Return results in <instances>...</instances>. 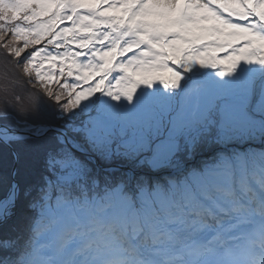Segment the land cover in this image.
Here are the masks:
<instances>
[{
  "label": "snow or ice",
  "instance_id": "obj_1",
  "mask_svg": "<svg viewBox=\"0 0 264 264\" xmlns=\"http://www.w3.org/2000/svg\"><path fill=\"white\" fill-rule=\"evenodd\" d=\"M73 2L98 9L109 0ZM102 15L118 17L138 41L96 51L62 31L72 19L68 0H0V50L34 90L65 106L105 90L131 97L139 85L154 81L175 87L181 69L193 64L220 67L221 75L241 62L264 65V0H119ZM244 194L245 203H239L230 187L209 178L195 187L144 194L138 204L113 196L58 203L43 210L18 255L0 254V264H48L51 233L38 235L37 229L91 216L122 221L124 247L131 252L117 253L116 260L131 255L135 264H201L208 253L199 247L200 233L211 227V218L220 225L216 236L227 237L235 249L229 264H264V235L247 226L264 215V189L244 188ZM225 219L234 222L224 227Z\"/></svg>",
  "mask_w": 264,
  "mask_h": 264
},
{
  "label": "rangeland",
  "instance_id": "obj_2",
  "mask_svg": "<svg viewBox=\"0 0 264 264\" xmlns=\"http://www.w3.org/2000/svg\"><path fill=\"white\" fill-rule=\"evenodd\" d=\"M103 13V12H102ZM96 13H90L88 14L90 21H88L87 26L89 29H92L93 26L98 27L93 28L92 32L89 31L87 35H82L80 42H83L88 37H92L95 39L94 36L99 35V30L102 31L104 26H99L98 21L104 19L100 17V15H95ZM94 16L98 18V21L95 20ZM116 27L118 28V22H115ZM120 32V30L118 29ZM112 30L111 28H108V31L105 35L102 34L101 41L102 45H97L96 43H91L88 47H92L95 50L96 49H108L110 50L113 47L117 46V40L118 42H121L122 37L111 34ZM94 35V36H93ZM130 41V39H128ZM136 40L135 42H137ZM126 42V41H125ZM134 42V43H135ZM124 44V43H123ZM127 44V42H126ZM104 45V46H103ZM132 44L126 45V47L130 46ZM124 46V45H123ZM118 47V46H117ZM191 69L194 70H201L207 74H210L212 71L207 69V66H201L200 64H193L191 66ZM213 74L214 71H213ZM209 76L204 78L203 83L199 85L196 89L195 87L187 88L186 91L183 87V99L186 100L188 103V109H193V115L196 116V114L201 113V111L204 109V107L207 105V102L210 99V92L208 91L212 84L208 82ZM207 81V82H206ZM114 83V82H113ZM0 84H9L10 86H21L24 89H27L32 97V103L27 105V101L23 96L21 95H14L11 92H8L6 96H3V99L0 104V122L4 123L5 125L17 128L21 125H33V124H43V125H55V112H56V105L55 103L47 98L46 94L38 93L36 90L32 88V83L29 82V80L26 77H23V75L20 73V70L17 67V64L14 60L9 59L2 50H0ZM190 86V84L186 85ZM1 87V86H0ZM1 90H4L3 87H1ZM136 90H139L142 92H147V85L141 84L137 87ZM106 91V90H105ZM105 91H100L99 94L101 95V111L104 114L111 113L113 116H117L118 112H124L126 115L129 114L133 118L139 117V111L144 109V104L142 103H136L134 98L131 96H127L126 94L120 93L117 94L115 90L112 91V94L105 96ZM249 93H250V85L243 83L242 80H234L233 83L229 85H225V90L222 93V111L227 114V119L224 120V125L228 124L230 120L233 118V116L230 114L231 109L235 106V104L244 105L249 102ZM95 94V93H94ZM212 95V94H211ZM202 98L204 100H202ZM19 100V105H26L30 110L29 116H22L17 115L13 109L9 107V104L11 100ZM14 104V103H12ZM80 105V103H77ZM196 104H197V111H196ZM85 109H88L89 106L85 104L83 106ZM260 110L264 111V87H263V101L259 105ZM241 110V108H239ZM243 113L244 111L241 110ZM242 112H238L240 118L243 120V123H247L248 120H251L250 117H248L245 113L242 114ZM189 114H191L189 112ZM122 125L126 124V121H122ZM184 116H181V122H183ZM111 119H105L102 116V119L99 118V124L104 127V129H107L112 125ZM178 124V114L174 117V123H173V130L174 124ZM252 125H255L252 123ZM54 135L50 134L47 136L48 140H51ZM104 143V142H103ZM59 146L62 148L59 150ZM16 148L18 149L20 153V161L28 164L31 160L30 156L31 154L34 156H38L40 150H49L51 154L58 158H64L68 159V164H75L73 170L79 172V173H90L91 170L87 168L85 163L82 161L77 162L75 159L77 156L73 154V152L68 149H66L62 145H48L47 143H44V141H29V142H18L16 145ZM72 157V158H70ZM14 158L12 154L2 145H0V173L3 174L5 169H3V165L5 164H13Z\"/></svg>",
  "mask_w": 264,
  "mask_h": 264
},
{
  "label": "clouds",
  "instance_id": "obj_3",
  "mask_svg": "<svg viewBox=\"0 0 264 264\" xmlns=\"http://www.w3.org/2000/svg\"><path fill=\"white\" fill-rule=\"evenodd\" d=\"M241 184L247 188L245 179ZM259 185L264 189V180ZM247 226L253 235H264V215L251 218ZM43 232L51 233L48 264H135L131 255L114 259L117 253L131 252L124 247L122 221L115 217L91 216L78 223L53 220L37 229L38 235ZM199 247L208 253L201 264H229L235 251L223 235L201 241Z\"/></svg>",
  "mask_w": 264,
  "mask_h": 264
},
{
  "label": "trees",
  "instance_id": "obj_4",
  "mask_svg": "<svg viewBox=\"0 0 264 264\" xmlns=\"http://www.w3.org/2000/svg\"><path fill=\"white\" fill-rule=\"evenodd\" d=\"M17 67L19 69V65H17ZM29 82L32 83V81H30V80H29ZM0 86L4 88V90H1V87H0V104H1V101L3 99V96H6V94L8 92H11L14 95L23 96V98H25V100L27 101V105L32 103V97H31V95L27 89H24L21 86H19V87L18 86H10L9 84H0ZM46 96H47V98L52 100L56 105L55 124L68 126V115H69L68 106H65L62 102H58L57 100L53 99L50 95H46ZM9 102H11L9 104V107L11 109H13V111L18 116L19 115H22V116H29L30 115L29 108L24 104L19 105V103H22V102H19V100L14 99V100H11ZM12 103H14V104H12ZM73 134H75V133H73ZM29 141H35V142L44 141V143H47L48 145H60L55 137L51 138V140H48V138L45 137V138L40 139V140H27V141H22V142L26 143ZM18 142H20V141L15 142V146L17 145ZM0 145L4 146L1 143H0ZM58 149L61 150L62 148L59 146ZM30 158L33 162V169L35 170V174H34L33 179H34L36 185H38V186L45 185L44 183L49 182L50 177H49V175L46 174L44 167L50 163H55L60 158L51 154V152L49 150H40L38 156H34L31 154ZM0 181H1L0 183L2 184L3 179H0Z\"/></svg>",
  "mask_w": 264,
  "mask_h": 264
},
{
  "label": "bare ground",
  "instance_id": "obj_5",
  "mask_svg": "<svg viewBox=\"0 0 264 264\" xmlns=\"http://www.w3.org/2000/svg\"><path fill=\"white\" fill-rule=\"evenodd\" d=\"M0 135H5V130L0 128ZM6 137V135H5ZM15 187L12 188L9 195L4 199V201L0 204V219L9 214L11 209V205L13 204L15 198Z\"/></svg>",
  "mask_w": 264,
  "mask_h": 264
},
{
  "label": "water",
  "instance_id": "obj_6",
  "mask_svg": "<svg viewBox=\"0 0 264 264\" xmlns=\"http://www.w3.org/2000/svg\"><path fill=\"white\" fill-rule=\"evenodd\" d=\"M11 133H19V134H27V135H30V136H37V134H34V133H25L24 130H12V129H8Z\"/></svg>",
  "mask_w": 264,
  "mask_h": 264
}]
</instances>
